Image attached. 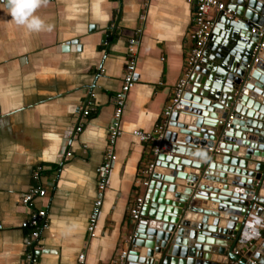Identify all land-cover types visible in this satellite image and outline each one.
<instances>
[{
	"label": "crops",
	"instance_id": "obj_1",
	"mask_svg": "<svg viewBox=\"0 0 264 264\" xmlns=\"http://www.w3.org/2000/svg\"><path fill=\"white\" fill-rule=\"evenodd\" d=\"M10 8L9 2L0 0V264L21 262L28 229L20 227L27 216L20 195L33 187L47 193L45 198L37 197L33 206L46 210L36 264H78L80 253L85 254L83 264H113L119 249H129L133 235L129 207L145 193L146 186L136 181L145 178L148 163L156 161L151 153L154 143L141 141L133 131L152 132L161 121L185 69V52L192 46L194 11L187 0H46L32 13L44 27L29 31L13 20ZM142 13L146 19L136 82L127 94L117 158L95 235L90 237L87 225L96 191V167L107 148L114 95L127 61V41L140 25ZM227 28L214 26L204 51L207 62L220 60L231 34ZM86 107L89 113L83 115ZM77 126L81 129L76 130ZM245 135L250 141L257 138L249 132ZM157 142L167 146L164 132ZM260 153L254 150V155ZM37 167L40 172L35 178ZM166 172L155 166L149 182ZM216 172L225 173L218 181L223 186L234 175ZM186 188L185 193L193 189ZM260 193L258 198H264V189ZM192 201L211 214L229 215L212 208L209 198L193 197ZM259 207L264 218V204L258 203ZM253 217L255 212L247 220ZM261 242L238 239V253L232 252L238 259L234 260L244 263L255 258L251 248ZM243 245L248 246L243 249ZM216 257L210 254L212 261Z\"/></svg>",
	"mask_w": 264,
	"mask_h": 264
},
{
	"label": "water",
	"instance_id": "obj_2",
	"mask_svg": "<svg viewBox=\"0 0 264 264\" xmlns=\"http://www.w3.org/2000/svg\"><path fill=\"white\" fill-rule=\"evenodd\" d=\"M227 2L238 19L218 18L217 25L231 31L220 60L212 64L203 55L168 117L164 141L169 149L155 156V165L167 172L145 188L141 218L131 223L126 264H228L238 259L232 252L250 213L262 217L258 203L264 204V198L258 194L264 189V0ZM261 43L260 62L247 67ZM245 132L257 135L256 140H247ZM256 149L261 151L258 156ZM217 169L234 173L224 186L218 181L225 173ZM188 186L193 189L185 193ZM193 197L209 198L212 208L229 215L195 207ZM251 251L264 264V239ZM212 253L217 254L215 261Z\"/></svg>",
	"mask_w": 264,
	"mask_h": 264
},
{
	"label": "built area",
	"instance_id": "obj_3",
	"mask_svg": "<svg viewBox=\"0 0 264 264\" xmlns=\"http://www.w3.org/2000/svg\"><path fill=\"white\" fill-rule=\"evenodd\" d=\"M149 1V0H144ZM188 4L192 7L194 13L192 18V27L190 31V38L192 40V46L188 48L185 52V69L182 76L179 78L177 84L174 88V94L168 103L164 106L163 115L161 121L157 123L152 132L145 133L141 130H134L133 134L136 135L141 141L153 142L154 145L151 148L152 156H155L163 151L169 149V144L167 146L165 143L161 144L160 141L163 136V132L167 128L168 117L170 114L176 110L178 106L179 99L183 94L184 88L188 83L190 74L194 71L196 67H199L203 61V55L208 42L211 37L212 30L218 22L220 16H225L229 19H238L235 12L232 11L230 7L227 6L226 2L223 0H187ZM146 19V14L142 13L139 16L141 23L133 30V34L128 38L127 41V61L125 63L122 83L119 90L114 95V111L112 114V119L109 124L108 129V142L106 152L104 154L102 162L96 167V191L95 197L92 201L91 211L88 219L87 232L90 237H94L97 228V221L101 213V208L103 200L105 197L106 190L109 186L110 175L114 166V162L117 158L115 148L118 138L122 134L120 120L125 109L127 94L136 82V63L139 51V46L141 43V37L144 31V22ZM254 32H259V36L263 35L262 30L252 29ZM263 43L258 44L254 49V58L251 64H247V67H253L255 64L260 62V52L259 49L262 48ZM89 113L88 107L84 108L82 111L83 115ZM230 115L226 127L230 126ZM81 126H77L76 130H80ZM208 150H213L212 147ZM70 154L69 152L67 153ZM154 160L148 163L146 169V176L142 179H137L136 183L138 186H147L149 179L151 178L154 167ZM40 168L37 167L33 171V175L36 178L39 175ZM45 198L47 193L43 188L33 187L28 191L21 193L20 204L26 209L27 216L21 221L20 227L28 229V234L23 238V257L20 264H36L40 255L41 250L36 246L40 239L41 230L46 225V210L42 206L40 208H33L36 198ZM144 195H139L135 198L134 203L129 207V212L132 221H137L141 218V209L144 204ZM253 215V214H252ZM252 216H250L251 218ZM256 217V215H255ZM255 217L251 220H246L245 225L240 234L241 241L253 243L258 239H264L262 230H264V220L259 219L256 221ZM3 225L0 223V229ZM264 232V231H263ZM131 238V237H130ZM130 241V239H129ZM247 247V246H246ZM237 254L238 252L235 251ZM128 256L127 249H119L114 258L112 259L113 264H126V257ZM85 254L80 253L78 258V264L84 263ZM231 264H262L257 258H249L246 262L239 260H233Z\"/></svg>",
	"mask_w": 264,
	"mask_h": 264
},
{
	"label": "clouds",
	"instance_id": "obj_4",
	"mask_svg": "<svg viewBox=\"0 0 264 264\" xmlns=\"http://www.w3.org/2000/svg\"><path fill=\"white\" fill-rule=\"evenodd\" d=\"M8 2L11 5L12 18L18 25L25 26L29 31H39L44 27L43 21L32 13L46 0H8Z\"/></svg>",
	"mask_w": 264,
	"mask_h": 264
}]
</instances>
